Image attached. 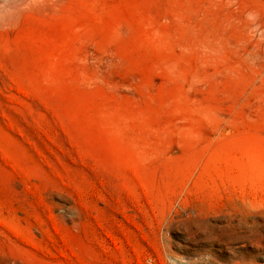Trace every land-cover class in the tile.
<instances>
[{"label": "rangeland", "instance_id": "rangeland-1", "mask_svg": "<svg viewBox=\"0 0 264 264\" xmlns=\"http://www.w3.org/2000/svg\"><path fill=\"white\" fill-rule=\"evenodd\" d=\"M0 264H264V0H0Z\"/></svg>", "mask_w": 264, "mask_h": 264}]
</instances>
